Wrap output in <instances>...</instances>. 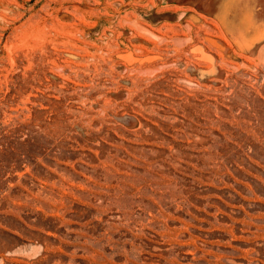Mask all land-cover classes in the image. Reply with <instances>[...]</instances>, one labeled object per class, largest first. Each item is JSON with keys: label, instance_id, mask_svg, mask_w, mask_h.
<instances>
[{"label": "rangeland", "instance_id": "374dc122", "mask_svg": "<svg viewBox=\"0 0 264 264\" xmlns=\"http://www.w3.org/2000/svg\"><path fill=\"white\" fill-rule=\"evenodd\" d=\"M246 3L0 0V264H264Z\"/></svg>", "mask_w": 264, "mask_h": 264}, {"label": "bare ground", "instance_id": "6f19581e", "mask_svg": "<svg viewBox=\"0 0 264 264\" xmlns=\"http://www.w3.org/2000/svg\"><path fill=\"white\" fill-rule=\"evenodd\" d=\"M246 6L248 10H252V19H263L262 22L264 27V0H247Z\"/></svg>", "mask_w": 264, "mask_h": 264}]
</instances>
